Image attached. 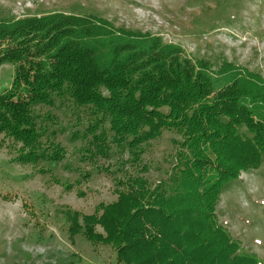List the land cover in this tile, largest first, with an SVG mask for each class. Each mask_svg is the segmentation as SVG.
I'll return each instance as SVG.
<instances>
[{
    "label": "trees",
    "instance_id": "16d2710c",
    "mask_svg": "<svg viewBox=\"0 0 264 264\" xmlns=\"http://www.w3.org/2000/svg\"><path fill=\"white\" fill-rule=\"evenodd\" d=\"M4 64L15 66V78L0 94V135L17 146L21 165L62 159L51 139L57 133L39 125L33 112L57 101L87 109L91 123L83 139L91 157L106 158L116 147L138 162L164 131L179 136L168 182L153 187L141 175L129 177L118 200L100 204L93 215L68 210L71 238L111 245L118 264H261L217 214L226 183L264 162L260 74L236 63L193 60L152 34L64 13L1 21ZM147 170L144 164L140 171Z\"/></svg>",
    "mask_w": 264,
    "mask_h": 264
},
{
    "label": "rangeland",
    "instance_id": "374dc122",
    "mask_svg": "<svg viewBox=\"0 0 264 264\" xmlns=\"http://www.w3.org/2000/svg\"><path fill=\"white\" fill-rule=\"evenodd\" d=\"M55 13L104 19L114 28L180 46L193 60L236 63L264 78V0H0V22ZM14 78L15 66L0 67V94ZM33 112L39 125L57 133L48 134L63 157L37 167L21 165L17 146L0 135V264H118L111 245L71 238L66 212L93 215L100 204L118 200L129 177L141 175L153 187L168 182L179 136L164 131L138 162L116 147L106 158L91 157L84 150L91 123L86 108L57 101L53 107L34 106ZM42 142L49 146L46 137ZM144 164L148 170L142 172ZM217 214L242 250L264 264V162L226 183Z\"/></svg>",
    "mask_w": 264,
    "mask_h": 264
}]
</instances>
